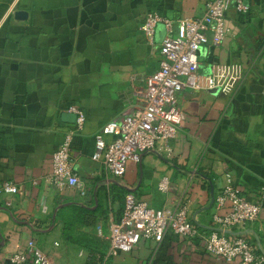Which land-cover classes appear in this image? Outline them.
<instances>
[{"label": "crops", "instance_id": "0c3cea01", "mask_svg": "<svg viewBox=\"0 0 264 264\" xmlns=\"http://www.w3.org/2000/svg\"><path fill=\"white\" fill-rule=\"evenodd\" d=\"M209 1L0 0V189L8 181L18 188L0 191V264H12L31 239L64 264H91L82 251L111 264H239L210 253L202 237L173 233L110 252V226L129 191L156 209L182 201L192 221L210 231L214 214L231 210L229 202L219 209L215 203L227 175L241 195L262 202L260 218L231 235H246L264 254V0H247L249 13L231 8L224 41L198 52L203 70L212 62L244 68L234 93L183 91L176 139L129 161L122 178L92 158L95 135L142 105L138 93L161 66L166 27L158 25L151 43L142 29L147 13L177 26L203 15ZM72 105L87 116L72 147L85 195L61 192L49 180L54 153L76 128ZM164 178L169 191L160 189ZM82 209L87 216L76 217L68 234L67 216Z\"/></svg>", "mask_w": 264, "mask_h": 264}, {"label": "built area", "instance_id": "2783aa9c", "mask_svg": "<svg viewBox=\"0 0 264 264\" xmlns=\"http://www.w3.org/2000/svg\"><path fill=\"white\" fill-rule=\"evenodd\" d=\"M235 8L240 13H249L251 5L247 0H210L206 12L198 17L180 19L176 22L158 11L147 13L143 31L153 43L160 23L166 27V36L161 45V66L147 81V87L138 93L142 105L122 120L109 121L95 135V150L92 158L104 164L115 178H122L129 161L141 162L144 154L158 148L160 142L176 139L182 130L184 114L180 106L181 94L185 90L220 89L232 94L245 78V70L237 64L212 62L203 70L199 61L202 46L220 45L229 34L227 12ZM77 115L76 128L66 133L65 139L53 156V171L50 182L56 189H79L82 186L73 160L72 147L75 136L84 130L87 116L76 105L69 108ZM111 136V140H107ZM226 186L216 194L215 203L219 209L230 203L226 215L215 213L210 231L200 229L190 218L187 204L180 201L175 206L161 209L140 200L133 191L125 196L119 216L110 226L111 255L120 251L130 252L141 239L162 242L167 234L173 233L186 238L202 237L207 250L228 262L239 259V264H264V254L246 235H231L239 227L255 223L261 215L260 199H247L240 194L227 175ZM162 191H169L170 182H160ZM0 191L15 194L17 186L5 182ZM91 264H111L101 261L90 252L82 251ZM12 264H64L50 259L34 239L27 243L24 252L11 256Z\"/></svg>", "mask_w": 264, "mask_h": 264}, {"label": "trees", "instance_id": "16d2710c", "mask_svg": "<svg viewBox=\"0 0 264 264\" xmlns=\"http://www.w3.org/2000/svg\"><path fill=\"white\" fill-rule=\"evenodd\" d=\"M124 201H125V197H124ZM123 206H124V202H123ZM86 214H87V210L82 209L81 212L80 211H76L75 213L70 214V215L67 216V218L65 220V227H66V231L68 232V234H69V232L71 233L74 230L75 220L77 219L76 217L79 218V217L82 216L83 218H85L87 216Z\"/></svg>", "mask_w": 264, "mask_h": 264}]
</instances>
